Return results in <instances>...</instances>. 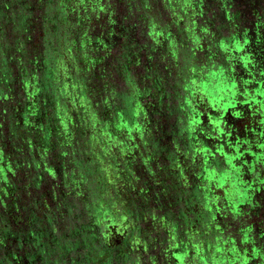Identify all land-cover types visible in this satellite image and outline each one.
Segmentation results:
<instances>
[{
  "label": "flooded vegetation",
  "instance_id": "flooded-vegetation-1",
  "mask_svg": "<svg viewBox=\"0 0 264 264\" xmlns=\"http://www.w3.org/2000/svg\"><path fill=\"white\" fill-rule=\"evenodd\" d=\"M42 2L21 0L27 3V10L37 9L41 15L43 6L37 5ZM187 5L182 11L174 8L173 16L168 13L171 27L158 29L153 39L146 26L127 23L125 12L110 18L108 34L86 39L96 52L107 51L103 58L108 61L110 51L120 44L115 51L124 59L116 76L127 81L129 73H134L142 84L133 97L120 94L118 105L104 109L103 119L97 123L99 133L107 136L105 142L117 138L122 144L121 171L127 178L120 192L129 189L122 201L127 207L121 211L117 203L113 207L98 203L97 214H90V222L78 233L74 231L73 238L79 240L71 241V245L54 241L49 229L32 224L29 231L3 239L2 251L5 249L7 255L3 263L146 264L154 251L151 264H160L162 258L163 264H182L187 253L199 254L203 244L205 264L215 255L225 264H264V0H207L206 4L197 1ZM39 18L17 16L15 25L23 30L25 45L32 41L29 33ZM72 37L71 33L70 40L66 38L55 53L47 44L52 36L46 30V49L54 53L53 57L46 56L45 60L44 53L29 54L26 77L12 76L10 69L16 63L8 60L0 70V106L9 111V131H15L22 140L28 128L37 138L22 140L41 159L43 171L35 183L41 185L46 175L42 185L59 191L66 182L56 185L64 176L62 160H54L57 144L53 140L59 132L54 83L64 74L69 77L72 63L66 58L72 60L78 41L71 42ZM15 44H11L14 51ZM181 56L186 64L178 67ZM41 69L45 73L38 78ZM64 88L67 94H74L70 96L81 107L85 106L84 85ZM18 90L23 98L12 103ZM44 92L46 99H42ZM138 117L141 119L136 120ZM260 117L262 120L254 124V118ZM129 134L152 139L135 143ZM3 135L0 131V139ZM94 138L92 135L90 139ZM64 156L58 154V158ZM107 179L111 183V178ZM72 186L76 187L69 188L68 193L73 198L84 196L75 193L79 186ZM234 213L244 220L243 228L233 236L235 226H230V220ZM156 230L160 234L152 236ZM213 240L221 245L217 252L212 250ZM86 243L93 244V252L88 249L76 258L71 255ZM54 254H59V260L52 262L50 256Z\"/></svg>",
  "mask_w": 264,
  "mask_h": 264
},
{
  "label": "rangeland",
  "instance_id": "rangeland-1",
  "mask_svg": "<svg viewBox=\"0 0 264 264\" xmlns=\"http://www.w3.org/2000/svg\"><path fill=\"white\" fill-rule=\"evenodd\" d=\"M42 1L41 5H37V7L43 6L42 9L44 12L42 15L37 12V9L35 12L34 10H27L26 5L28 2L24 5L21 3V0H14L11 5L13 7L10 10L7 9L5 12L8 17H13L14 15L15 22L19 15L31 18L33 16L41 17L39 21L34 22L35 26L29 33L33 36L32 41L27 45L22 41L21 33L23 30L18 24L12 27L13 21H9L8 24L6 23L8 26H5L3 19L0 20V24H2L0 25V70L7 65L8 60L14 64L16 63L15 68L10 69L12 76L18 74V76L22 75L26 77L30 71L28 62L30 58L29 54L40 55L44 53L45 60L46 56H49V58L53 57L54 53L52 54L50 50L49 53L46 49V30L52 36L51 43L48 41L47 44L52 46L55 53H59L61 46L66 43V38L70 40L69 35L71 33L75 38L72 37L71 42L78 40L75 43L77 47L74 46L71 54L73 62L71 58H66V60L72 63L71 65L69 64L70 69L67 71L70 78L65 77L66 75L64 74L59 81L54 83L56 91L53 96V101L57 109L56 118L59 128V132L55 137L56 139L54 138L53 140L57 144V155L54 157V160H62V176H64L63 179L59 178L56 180V185L62 183V180L66 184H63L62 191H59L58 188L55 190L48 188L42 185L46 183V175H44V181L41 185L35 183L38 174H42L43 171L40 163L41 159L32 154V149H27L29 143L23 142L25 140L28 141L30 138L33 139L34 136L27 131L29 130L28 128L26 129L25 137L22 139L23 141L19 139L15 131L11 133L8 128L9 111L3 108L4 106H0V131L4 133L0 139V264L7 262H2L5 261V257L7 256L5 249L2 251L3 244L5 243L4 240L15 236L16 233L23 234V232L29 231L28 229H32V224L38 229L43 227L49 229L53 234L52 237L56 238L54 241L71 245L69 244L71 241L76 242L79 240L78 237L73 238L74 231L78 233L81 228H84L85 224L90 222V214H97L96 206L98 203H107L108 207H113L114 203H117V207L121 211H124V208L127 207L122 201L125 199L124 195H129V189L125 187L120 192L121 187L123 188L125 186L122 185L123 180L127 178V176L125 178L122 177L124 172L121 171L124 168V159L119 154V147L122 144L116 140L117 138L108 141L109 143L105 142L107 136L99 133V124L97 123L98 119H103L102 111L104 109L111 108L112 104L115 106L118 105L120 96L122 95L123 97L125 93L131 97L135 96L138 88L142 87V84L134 73H129V79L127 81L126 79L120 80L116 76L118 65L124 59V57H120V51H115L119 49V44L111 50L112 57L114 58L111 57L109 61L105 60V63L102 64V67H105V69L101 66L97 68L98 62H95L92 57L98 56V54L95 48L89 45L90 41H86V39L90 35H102V31H104V27H102L103 22H105L104 18L110 15L112 18L116 13L126 12L133 19L139 17L140 19L148 20L147 22L154 21L153 23L156 25V29L165 28L167 23L166 18L160 14L162 4H164L161 0ZM184 1L188 2L186 4H177L178 10L182 9V7L185 9L188 6L187 4L191 2L197 3L199 1L205 4L207 3V0ZM7 3L10 4V0L5 4ZM17 21L19 24L22 22L21 19H17ZM84 37L85 39L83 40ZM111 38H114V36L111 35ZM41 39L45 45H42L43 43L41 44ZM81 39L82 41L79 43ZM14 42H16L15 51L11 48V44ZM19 49L21 50L20 52H18ZM103 53L107 54V51H102L99 53V56ZM26 54L27 56H25ZM13 58L17 62L12 61ZM183 59L182 56L177 59L178 67H183L186 64L185 59ZM91 61H94L93 65ZM50 64L53 65V60L52 62L50 61ZM44 73L43 69L38 71V78H41ZM71 84L79 88L81 84L86 87L87 100L84 99V107H81L80 103L73 100L74 98L70 96L74 94H67L65 92L64 86H70ZM72 91L77 94L74 88ZM13 97L11 102H17L22 100L23 94L18 90L16 94H13ZM42 99H46V92L42 95ZM140 119L138 117L136 120ZM106 125L114 128L109 124ZM108 127L106 130H108ZM100 134L103 141L100 140ZM92 135L95 136L93 140L90 139ZM129 135L134 136L133 134ZM148 137L147 135L139 136L136 134L131 140L134 139L135 143L139 141L142 143ZM149 139H152V137H149ZM59 153H63L65 155L64 158H58ZM42 157L46 159V155L43 154ZM117 175L120 176L121 180H118ZM108 177L111 178V183L108 182ZM72 178L73 180H71ZM72 183L79 186L78 189L76 188L78 191L75 190V193L84 194V196L73 198L68 193L69 188L76 187L72 186ZM31 219L38 220L31 222ZM150 234L152 236L159 235L160 230L153 231ZM193 240L196 243L194 238ZM199 243L201 244L200 241ZM92 247L93 244L89 245L86 243L85 247L72 251L71 255L76 258L84 255L88 249L93 252ZM156 247L158 245L152 246L151 249ZM201 248V256L204 255L207 257V252L204 250L205 247L203 244ZM8 249L14 250L12 247H8ZM38 253L42 254V251L39 249ZM154 255L155 252L153 251L149 257L150 260L146 264H151V260L154 259L152 256ZM57 259L59 260V254L50 256L52 262ZM164 259L162 258L160 264H163ZM168 259L166 258V260ZM200 261L197 255H187L183 264H202ZM63 263L68 264L66 262Z\"/></svg>",
  "mask_w": 264,
  "mask_h": 264
},
{
  "label": "water",
  "instance_id": "water-1",
  "mask_svg": "<svg viewBox=\"0 0 264 264\" xmlns=\"http://www.w3.org/2000/svg\"><path fill=\"white\" fill-rule=\"evenodd\" d=\"M162 1V3H164V4H162V9H161V13L160 14H162V16H164L165 14V18H166V20H167V23H166V25H165V30H166V27H171V23H172V18H169L168 17V13L170 14V15H174L175 13H176V10L175 9H178V5L177 4H175L173 1L174 0H161ZM122 4H124V3H122ZM175 8V9H174ZM182 9H183V7H182ZM181 10V9H180ZM184 10V9H183ZM163 11H165V13L163 14ZM126 13V12H125ZM110 18H111V15L110 16H106L104 19H105V22H103V25L105 24V26H103L102 25V27H104L103 28V30L104 31H102V34H108V32H107V30L110 28V25L108 24V23H110ZM134 20H136V22L134 23L133 21ZM126 21H127V23H129V24H140L141 23V25L142 26H146L147 27V32H149V35L151 36V38L153 39L154 37H155V35H156V33H157V31H159V30H161V29H156V25L153 23L154 21H152V22H147L148 20H146V19H140L139 17L138 18H136V19H133V17L131 18V16H129V14L128 13H126ZM145 30V31H146ZM112 35V34H111ZM120 45V44H119ZM116 47V46H115ZM102 51H100V52H96L97 54H98V56H94V57H92V59H94L95 60V62H98V63H103L104 61H105V53H103V54H101V56H99V53H101ZM110 53H111V51H110ZM104 57V58H103ZM103 58V59H102ZM117 59H119V58H117ZM94 61H91V64L93 65L94 63H93ZM262 120V117H260V118H254V124H258V122L259 121H261ZM232 211V210H231ZM233 212V211H232ZM234 215H235V218L233 219H231L230 221L231 222H233V225L232 224H230V226H235V227H233L232 228V234H233V236L234 235H236V231H237V229L238 228H243L242 227V225H243V221L242 220H244L243 219V217H240V216H238V214L236 215V213H234ZM235 233V234H234ZM234 238V237H233ZM205 243V242H204ZM212 244H213V246H211L212 247V250L213 249H215V251L214 252H217L216 250H218L219 249V246H221V245H219V246H217V245H215V242H214V240L212 241ZM199 245V244H198ZM199 247H201V245H199ZM204 250H205V248H204ZM187 255H189L188 253L186 254V256ZM196 255L197 256H199V258H200V262L203 264V263H205L206 262V256H201L202 255V249L200 250V252H199V254H197L196 253ZM186 256H185V258H186ZM211 260H213L210 264H225L224 262H223V258H220V256L219 255H215L214 256V258L213 259H211ZM183 262H185V259L182 261V264H183Z\"/></svg>",
  "mask_w": 264,
  "mask_h": 264
},
{
  "label": "trees",
  "instance_id": "trees-1",
  "mask_svg": "<svg viewBox=\"0 0 264 264\" xmlns=\"http://www.w3.org/2000/svg\"><path fill=\"white\" fill-rule=\"evenodd\" d=\"M13 1L14 0H10V4H8V3L5 4L6 2H8V0H1L0 1V20L3 19L5 26H8V25H6V23L8 24L9 21L10 22L13 21L12 27H15V24H16L15 19H14V15H13V17H8V15L5 14V12L7 11V9L10 10L11 7H13V6H11L13 4ZM5 15H6V17H5ZM0 25H2V24H0Z\"/></svg>",
  "mask_w": 264,
  "mask_h": 264
}]
</instances>
